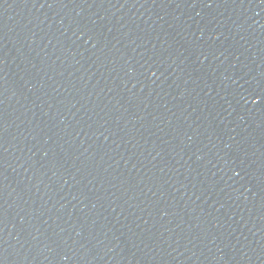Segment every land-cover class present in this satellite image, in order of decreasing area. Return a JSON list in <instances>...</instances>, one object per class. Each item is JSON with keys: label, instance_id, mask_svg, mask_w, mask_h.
<instances>
[{"label": "water", "instance_id": "obj_1", "mask_svg": "<svg viewBox=\"0 0 264 264\" xmlns=\"http://www.w3.org/2000/svg\"><path fill=\"white\" fill-rule=\"evenodd\" d=\"M0 264H264V0H0Z\"/></svg>", "mask_w": 264, "mask_h": 264}]
</instances>
